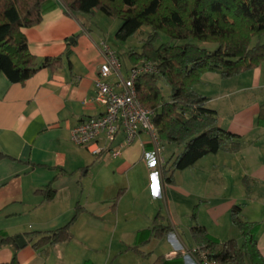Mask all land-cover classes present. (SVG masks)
Wrapping results in <instances>:
<instances>
[{
  "label": "crops",
  "instance_id": "crops-1",
  "mask_svg": "<svg viewBox=\"0 0 264 264\" xmlns=\"http://www.w3.org/2000/svg\"><path fill=\"white\" fill-rule=\"evenodd\" d=\"M44 1L41 22L22 33L37 64L61 58V65L40 69L24 84H11L0 75V150L9 157L0 163V233L27 241L19 249L21 264H48L54 253L64 264L62 250L72 251L78 238L94 250L117 238L118 246L136 255L135 264H199L193 256L198 250L195 227L204 228L220 244H244L231 216L236 207L241 220L254 229L264 257V62L229 79L205 73L195 87L208 98L206 106L217 113L218 125L240 139V150L231 151L229 145L191 168L161 175L158 182L145 159L155 150L145 132L129 147L123 146L122 132L111 145L102 140L89 149L73 142L72 132L83 120L105 113L96 99V83L104 63L102 43L109 45L101 24L108 23L102 12L78 17L68 13L61 0ZM109 25L114 35L121 26L111 21ZM132 67L133 63L128 77ZM118 79L114 76L109 83ZM161 146L166 163L183 151L162 141ZM96 148L102 153L94 155ZM119 148L120 157L108 154ZM86 153L96 157L90 164L85 162ZM100 162L108 179L96 193L88 181L90 172L103 166ZM121 177L128 186L109 195L110 183ZM46 189L55 191L52 200L45 199ZM91 194L99 197L97 203L83 205ZM131 195L130 205H125ZM63 198L76 201L75 210L64 209ZM72 211L80 215L71 225V241L36 252L30 249L44 234L70 224L73 217L61 220ZM154 226L160 232H154Z\"/></svg>",
  "mask_w": 264,
  "mask_h": 264
},
{
  "label": "trees",
  "instance_id": "trees-1",
  "mask_svg": "<svg viewBox=\"0 0 264 264\" xmlns=\"http://www.w3.org/2000/svg\"><path fill=\"white\" fill-rule=\"evenodd\" d=\"M73 16L102 12L122 25L115 32L120 44L149 30L140 54L128 52L133 65L141 59L158 71L141 75L136 82L138 97L154 113L152 119L160 140L182 147V152L166 163L162 178L172 171H184L199 160L231 146L238 151L242 142L218 125L217 113L206 106L207 97L195 87L205 73H218L223 79L254 70L264 62V0H61ZM44 0H0V75L11 84H24L42 68L61 65V58L45 59L37 64L29 52L23 29L38 25L43 18ZM169 38V42L163 37ZM119 59L120 55L118 54ZM160 81L170 88L166 101ZM261 116L264 117V107ZM9 159L0 150V163ZM170 166V170L168 166ZM170 182L171 178L165 179ZM46 200L55 197L53 189L44 192ZM232 212L234 226L243 233L244 244L235 241L220 244L202 227L192 229L198 250L193 253L199 264L200 254L218 264H264L257 249L254 229ZM73 221L59 230L48 232L33 244L43 247L71 241ZM160 232L157 227L152 228ZM16 246L12 237L0 233V248ZM12 263L18 264L17 252ZM4 264V263H0Z\"/></svg>",
  "mask_w": 264,
  "mask_h": 264
},
{
  "label": "built area",
  "instance_id": "built-area-1",
  "mask_svg": "<svg viewBox=\"0 0 264 264\" xmlns=\"http://www.w3.org/2000/svg\"><path fill=\"white\" fill-rule=\"evenodd\" d=\"M102 54L104 63L101 67L100 77L96 83L98 87L97 102L105 108L101 116L85 119L72 132L71 138L75 145L93 148L100 141L111 145L116 141L119 133L125 135L123 146H131L141 133L151 136L155 146L153 152H147L148 167L155 181L161 179V169L166 164L161 155V141L157 129L152 121L154 113L144 107L137 94L135 82L141 75H154L158 71L147 61L140 62L131 68L128 78L122 77V63L116 50L103 42ZM118 76L116 84L112 85L109 80ZM123 149H112L108 152L112 158H118ZM102 153V149H95L93 154ZM194 251L193 253H196ZM201 264H218L216 260L210 261L205 254H200Z\"/></svg>",
  "mask_w": 264,
  "mask_h": 264
},
{
  "label": "rangeland",
  "instance_id": "rangeland-1",
  "mask_svg": "<svg viewBox=\"0 0 264 264\" xmlns=\"http://www.w3.org/2000/svg\"><path fill=\"white\" fill-rule=\"evenodd\" d=\"M102 14L103 13H101L100 15H102ZM103 16H104L103 20L105 22H107L108 24H104L102 22L101 25H103V26H101V29L103 30L105 36H107V39H109V45L114 50H118L121 53L120 59H121L122 68H123L122 72L125 74L124 77L127 78L128 77V71L127 70L129 69L130 65L132 64V60H130L128 52L133 51L134 53L140 54L141 49H142V47H141L142 43L145 41V39H147L149 37V34H148L149 30L144 29V30L140 31L137 36L130 38L126 44H120L116 40L115 35L110 31L112 28L109 25V22L111 21V22H115L116 24H121V25H122V22L116 18L110 19L109 17H106V15H104V14H103ZM163 40L168 41V42L170 41L169 38H167L166 36L163 37ZM142 61H145V60L141 59L140 62H142ZM140 62L137 65H139ZM134 66H136V65H133V67ZM159 83H160V88L162 90L163 96H165L166 101L169 100L170 96H171L169 86L166 85V83H164L162 81H160ZM83 150H85V149H83ZM160 157L165 160V158L162 157V150H161ZM95 158L93 156H91L89 153L85 154V162L88 164H90L92 159L94 160ZM101 162H100V164H102L103 166L95 167V169L92 172H90V174H89L90 175V179H89L90 181H88V183L90 184V188L92 189V187H93L94 191L96 193L99 190L101 183L104 181H107L106 180L107 174H106V170H105V165ZM88 164H86V165H88ZM110 181H111V179L109 180V182ZM110 186H111V189H109L108 193H111L109 195L113 196V194H116L122 187L126 188L128 185H127L126 179H124V177H121L120 180H116L114 182V184L110 183ZM134 192H135V190H134ZM149 192H150L151 197H152L151 190ZM100 196H101V194H100ZM132 196L133 195L127 197V199L125 200V205H130L131 200H132V198H131ZM98 198L95 195L91 194V196L88 198L89 200L88 199L85 200L83 205L85 203H86V205H89L95 201L97 203ZM156 199L160 200L159 198H156ZM61 201H62L61 206L64 209H66L67 211L72 210V208H73V210H75L74 208H75L76 201L75 202L69 201V199L67 200L66 198H63ZM88 201H90V202H88ZM59 205L60 204H58V206ZM163 208L167 211L166 207L163 206ZM74 214L78 215L77 212L74 213L72 211L71 215L66 214V216L64 217L65 219H63L61 221L68 222L72 217L74 219L75 217L77 218L80 215L79 214L78 216H75ZM5 226L7 228L8 225H5ZM0 230H3L1 226H0ZM4 231H6V230H4ZM7 236H8V234H7ZM118 243H119V241L116 238L114 242H112V241L108 242L107 244H103L98 250H94V249L89 248L88 246H85L83 244V242L78 238V240L74 241L73 245H71V247H70L72 249V251H69V249H67L65 251L62 250V252H64V255H63L64 259L62 260V262L64 264H135V263H137L135 261L136 255L132 252H125V248H123L122 245L118 246ZM29 247L31 250L34 249L33 246H29ZM35 252H36V250H35ZM19 253H20V250L17 252V254H18L17 260H18V264H21V259H20ZM15 256H16V254H15L14 249L11 250L10 248H7V247H1L0 248V260H3L2 263H4V264L12 263ZM57 263H59V264L61 263V262H59L57 255L55 253L50 255V259H49L48 264H57Z\"/></svg>",
  "mask_w": 264,
  "mask_h": 264
},
{
  "label": "water",
  "instance_id": "water-1",
  "mask_svg": "<svg viewBox=\"0 0 264 264\" xmlns=\"http://www.w3.org/2000/svg\"><path fill=\"white\" fill-rule=\"evenodd\" d=\"M13 241H15L17 248L24 249L27 245V241L24 240L23 236H16Z\"/></svg>",
  "mask_w": 264,
  "mask_h": 264
}]
</instances>
